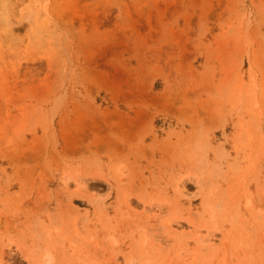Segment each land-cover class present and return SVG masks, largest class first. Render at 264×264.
<instances>
[{"label":"rangeland","instance_id":"obj_1","mask_svg":"<svg viewBox=\"0 0 264 264\" xmlns=\"http://www.w3.org/2000/svg\"><path fill=\"white\" fill-rule=\"evenodd\" d=\"M0 264H264V0H0Z\"/></svg>","mask_w":264,"mask_h":264},{"label":"bare ground","instance_id":"obj_2","mask_svg":"<svg viewBox=\"0 0 264 264\" xmlns=\"http://www.w3.org/2000/svg\"><path fill=\"white\" fill-rule=\"evenodd\" d=\"M190 232H191V231H190ZM195 232H197V229L195 230ZM209 233H210V232H209ZM203 234H204V233H203ZM200 235H201V234H200ZM204 235H205V234H204ZM204 235H202L200 239H199V236H197L198 238L196 237V239H199V240H201L202 242L205 241V242H203V243H206V244L209 246V243H207V242H211V244H212V241H211L209 238H206V235H205V236H204ZM203 236H204L205 238H204ZM208 236L210 237V234H208ZM208 236H207V237H208ZM202 237H203L205 240L202 239ZM211 239H212V237H211ZM211 244H210V245H211Z\"/></svg>","mask_w":264,"mask_h":264}]
</instances>
